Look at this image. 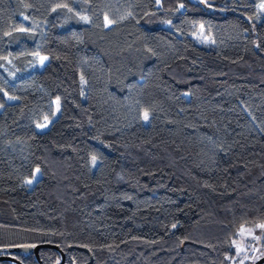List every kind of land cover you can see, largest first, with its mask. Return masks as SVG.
Wrapping results in <instances>:
<instances>
[{
  "label": "trees",
  "instance_id": "obj_1",
  "mask_svg": "<svg viewBox=\"0 0 264 264\" xmlns=\"http://www.w3.org/2000/svg\"><path fill=\"white\" fill-rule=\"evenodd\" d=\"M261 225L264 0H0V257L242 264Z\"/></svg>",
  "mask_w": 264,
  "mask_h": 264
},
{
  "label": "rangeland",
  "instance_id": "obj_2",
  "mask_svg": "<svg viewBox=\"0 0 264 264\" xmlns=\"http://www.w3.org/2000/svg\"><path fill=\"white\" fill-rule=\"evenodd\" d=\"M106 26L107 28H110L111 24L107 22ZM198 39L201 40L202 44L208 43L207 40H205L200 35L198 36ZM46 63L47 60L45 58L38 57L37 64L34 65L33 69H42L46 65ZM54 107H55L54 119L50 121H46L42 125L38 126L37 130L39 132H46L50 128L54 120L57 118L60 112V105L57 102H55ZM40 176H41L40 170H36L34 173V178L32 180L26 181L28 187H32L34 183L38 181ZM237 248H238V253L243 258L242 264H244L245 262H247L248 264H254L259 260H261L262 258H264V229L258 228V229H250V230L242 231L240 233V241Z\"/></svg>",
  "mask_w": 264,
  "mask_h": 264
},
{
  "label": "water",
  "instance_id": "obj_3",
  "mask_svg": "<svg viewBox=\"0 0 264 264\" xmlns=\"http://www.w3.org/2000/svg\"><path fill=\"white\" fill-rule=\"evenodd\" d=\"M42 249H54V250L60 251L59 248L54 247V246H38L35 249H31V248L30 249H23V251L24 252H33L34 251V253H35L38 261H40L39 253H40V251ZM80 251L89 254V256L91 258L90 264H93L94 259H93L92 254L88 250H86V249H80ZM62 258H63V261H62L61 264H65V259L66 258H65V255L64 254H62ZM5 261L13 262V263H16V264H21L20 262H18L17 260H15V259H13L11 257H0V262H5ZM254 264H264V258H262L261 260H259L258 262L254 263Z\"/></svg>",
  "mask_w": 264,
  "mask_h": 264
},
{
  "label": "snow or ice",
  "instance_id": "obj_4",
  "mask_svg": "<svg viewBox=\"0 0 264 264\" xmlns=\"http://www.w3.org/2000/svg\"><path fill=\"white\" fill-rule=\"evenodd\" d=\"M144 118H145L146 120L148 119V115H147V113H145ZM261 227H264V225H261Z\"/></svg>",
  "mask_w": 264,
  "mask_h": 264
}]
</instances>
